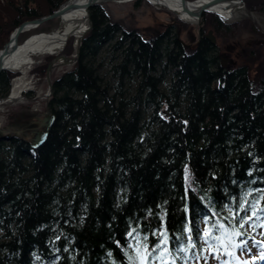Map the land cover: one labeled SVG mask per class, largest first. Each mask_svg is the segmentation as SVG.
Returning <instances> with one entry per match:
<instances>
[{"label": "trees", "instance_id": "obj_1", "mask_svg": "<svg viewBox=\"0 0 264 264\" xmlns=\"http://www.w3.org/2000/svg\"><path fill=\"white\" fill-rule=\"evenodd\" d=\"M65 1L0 0V48L19 24ZM245 2L264 13V0ZM89 11L72 68L51 83L55 121L44 143L0 138V264H129L137 236L151 247L166 229L174 247L186 227L199 251L205 221L229 224L235 215L238 226L251 215L245 195L250 206L264 192V46L247 49L228 73L210 40L187 49L174 35L121 31L100 7ZM103 49L110 79L97 66ZM52 58L33 72L45 76ZM15 76L0 72V99ZM256 223L242 229L248 249L264 232L252 230Z\"/></svg>", "mask_w": 264, "mask_h": 264}, {"label": "rangeland", "instance_id": "obj_2", "mask_svg": "<svg viewBox=\"0 0 264 264\" xmlns=\"http://www.w3.org/2000/svg\"><path fill=\"white\" fill-rule=\"evenodd\" d=\"M136 1L137 3H134L135 0L123 2V3L107 2L104 3L103 5H97V6L100 7L106 13L108 17L107 19H109L115 24L118 23L117 25L119 26V29L121 31L124 28L127 30L136 28L138 31H141V34L143 36L146 37L150 36L154 38L161 37V34L166 29H168V27H165V22H169L170 19H175V16L164 8H156L150 4L146 5L144 3V0H136ZM246 10L247 9L245 7L236 9L235 13L237 14L234 13V15H236L238 18H244L245 20L250 19V22H253L252 29L250 28L249 25L250 23L248 25L242 23L240 24V28H241L240 38L236 40L237 42L236 44H233L235 40L233 39L229 40V38L225 40L226 43H230V44H226L225 49L223 48L224 46L223 44L221 43L219 44L221 45L220 53L228 56L233 60H236L238 65H240L242 56L244 53H246L247 49L250 48L255 49L257 47H261L262 45L264 46V43L261 42L262 39L259 38L257 35V31L264 32V13L253 12L251 13L252 14L251 15ZM58 22H59L58 18L52 19L50 21L45 22L42 26L38 27L36 30L39 31L53 30L59 26ZM144 27H149L151 32L150 35L144 34V32L142 31ZM152 29L156 30L155 35L152 32ZM228 31L230 32V29ZM229 32L227 33V36H230L231 34V36L233 37L234 31L232 33ZM31 33H33V31L21 35L19 38V43H21L23 40L29 37ZM167 34L171 35V30H169ZM83 36L80 39H82ZM80 39L76 43H74V39L70 41L71 48L73 49L71 55H66L64 53L65 49L69 44L68 41L65 45V48L62 51L54 55L49 54L41 58H36L35 63L25 74L6 69L8 71L16 73L18 77L24 75L25 78L24 80L26 83V87H25L26 92L22 93L21 96H19L17 99L13 101H8L9 97L0 99V135L10 132L11 134L17 133V137H24L26 139H30L33 131L41 127V122L38 119L39 118L42 119L45 113H52V111L46 105L47 100L50 98L51 91L49 90L51 83L56 78H58L62 73L72 68V65L74 63L73 58L74 56H76V53L80 46V42H81ZM59 54L64 55L69 60V62H65L64 60H57L54 62L53 58ZM47 56H53L52 60L49 62V64L50 63L52 64V67L49 70V72L47 73V68H46L45 76H40L38 73L33 72V70L35 71L37 68H39V66L45 63V58ZM109 59L110 56H108L105 49H103V52L99 54L97 58V60H99V62L97 61L98 67L101 63L99 74H101V76H105L108 79H110V75H111ZM17 76L15 77L17 78ZM12 80L10 81V89L8 93L9 95L12 89V83H13ZM169 80H170V75L168 74V77L165 80V82L160 85V89L162 91L165 90ZM126 85L131 91L134 90L135 87L134 82H127ZM32 117H37V118L32 119ZM32 120H35V123ZM16 123L23 125L20 128V130H12L11 127ZM258 238H259L258 241L264 240V236L262 235H259ZM260 251L261 249L259 247L251 244L250 250L246 249L242 251L240 249H237L236 255L239 257L240 261H248L249 264H264V260H259V259L253 260V257H258L260 255ZM225 258L230 259L229 257H225ZM200 264H204V262L201 261ZM208 264H218V263H214L212 258V259H208ZM233 264H235V262H233Z\"/></svg>", "mask_w": 264, "mask_h": 264}, {"label": "snow or ice", "instance_id": "obj_3", "mask_svg": "<svg viewBox=\"0 0 264 264\" xmlns=\"http://www.w3.org/2000/svg\"><path fill=\"white\" fill-rule=\"evenodd\" d=\"M251 195V192L245 195L244 201L241 207L245 211H251V215L247 218L241 217V221L237 226L235 221V215L231 217L232 223L226 224L222 220H216L215 222L209 223L205 221L206 226L202 230V234L199 236L201 246L197 251V243L194 241L191 235V228L186 227L183 229L184 239L180 237L176 238V246L170 245L169 234L166 229L159 230L154 233L157 235L158 241L155 245L149 247L147 240L148 237L135 238V243L129 245L133 250V254L128 256L129 264H192L195 260L197 264L203 260L204 264H208V257L214 258L218 264H249L248 261H240L236 255L237 249L250 250L248 249L249 239H243L246 233L242 231L245 224H249L255 217L259 223L252 225V230L255 231L256 227L264 228V205L261 201H264V192H261L260 197L251 203L247 196ZM163 219V217L161 218ZM136 230L133 229V232ZM133 232H129L128 235L131 237ZM264 235V232L261 233ZM251 242L261 249L258 257H253V260L259 259L264 260V240L257 241L255 237H250ZM111 255V254H109ZM222 257H229L230 259H222Z\"/></svg>", "mask_w": 264, "mask_h": 264}, {"label": "bare ground", "instance_id": "obj_4", "mask_svg": "<svg viewBox=\"0 0 264 264\" xmlns=\"http://www.w3.org/2000/svg\"><path fill=\"white\" fill-rule=\"evenodd\" d=\"M85 1L86 0H72V3H74L75 6L72 9L63 12L59 16L58 18L59 26L56 27L55 29L50 31L33 32L29 35V37H27L21 43H18L15 48L11 49V51L8 52L7 50V51H3V53L0 52V59L2 57V54L3 56H5V60L1 63L2 66L14 72H20L22 74H25L35 63L36 58H41L49 54L54 55L62 51L65 48V45L70 38L74 39V43L79 41L81 34L83 33V31L87 26L86 25L87 20L85 18V10L84 8H82ZM115 1H121L117 3H123V2H128L130 0H115ZM161 1H163L165 4H169L174 0H161ZM209 1L210 0H201V2L203 3ZM238 1L239 0H231V2H238ZM225 4H229V3L225 2L221 5H215L212 8L216 9L221 14L222 17L230 18L232 17V14L229 13V10H223L222 8V5ZM173 6H177V5H173ZM238 7H243V4L240 3ZM177 10L180 9L177 8ZM181 18H185L187 20L192 19L189 18L186 14H182V13H181ZM31 30L32 28L28 29L27 31H31ZM24 79H25L24 75H21L17 78H14V80H12L13 81L12 89L8 101H13L17 99L19 96H21V93L26 87V83Z\"/></svg>", "mask_w": 264, "mask_h": 264}, {"label": "water", "instance_id": "obj_5", "mask_svg": "<svg viewBox=\"0 0 264 264\" xmlns=\"http://www.w3.org/2000/svg\"><path fill=\"white\" fill-rule=\"evenodd\" d=\"M134 1V0H130ZM136 1V0H135ZM150 5L156 7V8H164L168 10L169 12L173 13L180 21L191 24V25H197L201 19V16L204 13H211L213 15L218 16L220 19H229L222 17L221 14L212 7L215 5H221L225 2H228L229 4L222 5L223 10H229V13L233 15L234 11L240 7L239 4H243L244 0H239L238 2H231V0H210L209 2L203 3L201 0H174L173 2H170L169 4H165L161 0H146ZM107 2H121V1H115V0H86L83 4L82 8L85 10V18L87 20L86 22V28L81 34L80 38L91 29L92 21L90 18L89 10L93 6L97 5H103ZM177 5V6H173ZM75 6L74 3H72V0H66L63 4H61L58 9H56L51 14L42 16L40 18L26 20L19 24L10 34L8 41L0 48V52L3 53V51H11V49L15 48L17 44L19 43V38L22 33L27 31L28 29H35L38 26L42 25L43 23L50 21L55 18H59V16L70 9H72ZM233 6V7H231ZM179 8L180 10H177ZM212 9V10H211ZM181 13L186 14L189 18L192 19H185L181 18ZM231 18V17H230ZM179 35V32L177 33ZM213 43L214 39L213 36L210 34L207 36ZM180 43L185 46V43L180 39ZM7 52V53H8ZM64 60L65 62H69V60L64 55H57L53 58V61L57 60ZM5 60V56H3L0 59V64ZM52 64L50 63L47 66V73L51 69ZM7 68L3 67L2 64L0 66V72L2 70H6ZM41 122V127L37 128L33 131L31 138L28 140L29 145L35 149L38 148L40 145L44 143L46 140L48 133L55 121V114L54 113H45L44 117L41 119H38ZM11 137H17V133L11 134L10 132H7L6 134H1L0 138L3 139H9Z\"/></svg>", "mask_w": 264, "mask_h": 264}, {"label": "flooded vegetation", "instance_id": "obj_6", "mask_svg": "<svg viewBox=\"0 0 264 264\" xmlns=\"http://www.w3.org/2000/svg\"><path fill=\"white\" fill-rule=\"evenodd\" d=\"M246 1V0H245ZM243 3V7H245V2ZM246 8V7H245ZM250 14L253 12H250L246 10ZM252 15V14H251ZM203 16L201 17L199 23L195 25L188 24L186 27H183L177 20L170 19L169 22H165V27H168L162 34L165 35L168 33L169 30H171V35H174L175 39L179 42L181 47L187 48V49H193L199 45L200 42H206L207 40H210L207 36L212 35L214 39V43L210 40L211 45L214 47L213 54L217 57L219 66L223 69H225L228 73H230L232 70H235L239 68L240 65L237 64L236 60H233L229 58L228 56L220 53V43L223 44V48L225 49L226 43L225 40L229 38V40H235L233 44H236V40L240 38L241 34V28L240 24L250 25V28L252 29V23L250 22V19L245 20L244 18H238L236 15H234L229 20H222L220 19L219 23L214 22H208L205 23L202 21ZM230 29V32L228 31ZM232 29V30H231ZM234 31L233 37L227 36V33H232ZM152 32L155 35L156 30L152 29ZM179 32V35L177 33ZM180 39L185 43V46H183L180 43ZM263 43V39L261 40ZM225 53V50H224ZM223 55V56H222ZM37 118V117H32ZM35 123V120H32ZM23 125H20L18 123L14 124L11 128L12 130H20V128Z\"/></svg>", "mask_w": 264, "mask_h": 264}]
</instances>
